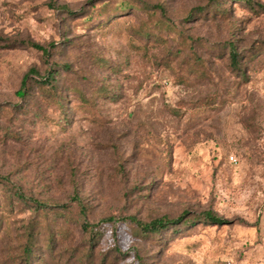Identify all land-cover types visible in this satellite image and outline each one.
Returning <instances> with one entry per match:
<instances>
[{
    "label": "rangeland",
    "instance_id": "1",
    "mask_svg": "<svg viewBox=\"0 0 264 264\" xmlns=\"http://www.w3.org/2000/svg\"><path fill=\"white\" fill-rule=\"evenodd\" d=\"M52 62L68 64L60 103L16 95ZM206 210L226 223L149 235L134 221ZM29 229L32 264H264V8L0 0V264Z\"/></svg>",
    "mask_w": 264,
    "mask_h": 264
},
{
    "label": "trees",
    "instance_id": "2",
    "mask_svg": "<svg viewBox=\"0 0 264 264\" xmlns=\"http://www.w3.org/2000/svg\"><path fill=\"white\" fill-rule=\"evenodd\" d=\"M237 3H244L245 6L249 7L254 11L256 8L263 9L264 6L256 3L251 0H235ZM208 4H216L218 3V0H207ZM119 8H123L122 6ZM125 10L123 11H128L130 10L129 6L124 7ZM204 9V7H196L193 9V11H201ZM67 13L71 15H78L80 11H68L65 10ZM190 10L188 13L187 18L189 19L192 15H194ZM127 13V12H125ZM87 20H91L90 16H87ZM29 45L39 51L43 54V56L47 57L49 55V49L48 47L52 46V44H49L47 47H44L38 43L34 42H29ZM226 48L228 50V66L229 68L238 74H243V70L245 68L244 62H242V56L241 54L237 51L236 44L234 40H229L226 43ZM68 64L64 63L62 65L57 64V63H50L49 68L47 72H45L44 75H39V73L35 69H30L28 73H26L23 78L21 79L20 82V87L16 91V95L19 96L20 98L26 99V97L29 96V94L32 92L33 88H37L38 90H41L40 92L45 95L46 98H52V100H55L56 102L60 103V97L62 96V93L65 92L66 88L60 87V81H59V76H60V71L63 68H67ZM70 91V90H69ZM210 103V102H209ZM69 108L64 109V115L68 113ZM17 195V197H20V194L18 192H14V195ZM76 199V198H75ZM35 204H37L38 208L40 209H46V205L42 204L38 201H34ZM80 215L82 216V222L81 226L84 230L90 231V226L91 224L86 220L84 216V211L83 209L80 210ZM136 225L139 227V229L149 235L152 234H159L160 232L166 230L167 228L171 227H176L178 225L180 226H188L189 224H194L195 222H203V223H210V224H225L227 220H225L222 217H219L212 213L209 210L199 212L198 214H191L187 211L174 216V217H167V216H162L159 218H154L151 219L147 222H141L138 220H134ZM33 231V230H32ZM91 233V232H90ZM27 236L23 242V247H22V254L20 257V260L17 262V264H32V259L33 261L36 260L34 257V236L32 239L31 236V230H27L26 232ZM91 238L94 237L93 234L90 235ZM50 236L46 237L47 239V246L50 248L51 247V239L49 238ZM93 239V238H92ZM85 260H82L81 262L83 264H88L89 263V258L92 257V252H88L85 255H83Z\"/></svg>",
    "mask_w": 264,
    "mask_h": 264
},
{
    "label": "built area",
    "instance_id": "3",
    "mask_svg": "<svg viewBox=\"0 0 264 264\" xmlns=\"http://www.w3.org/2000/svg\"><path fill=\"white\" fill-rule=\"evenodd\" d=\"M230 160H232L233 162L236 161V159L234 158V156H230Z\"/></svg>",
    "mask_w": 264,
    "mask_h": 264
}]
</instances>
